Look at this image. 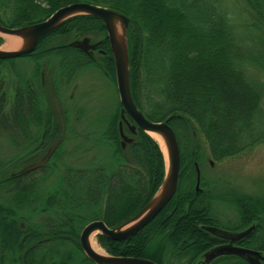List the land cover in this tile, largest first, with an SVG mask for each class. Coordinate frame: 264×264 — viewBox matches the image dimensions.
<instances>
[{
    "label": "trees",
    "instance_id": "16d2710c",
    "mask_svg": "<svg viewBox=\"0 0 264 264\" xmlns=\"http://www.w3.org/2000/svg\"><path fill=\"white\" fill-rule=\"evenodd\" d=\"M234 2L244 9H251L257 16L264 15V0H0V24L9 29L42 22L58 9L75 3L114 10L129 20L131 94L148 119L153 122L169 120L179 143L181 169L176 194L138 233L118 242L97 235L100 245L110 256L147 259L156 264H168L169 259L178 264H199L203 254L217 244L216 238L201 229L216 224L208 213L207 194L194 191L196 161L186 162L183 153L186 143L183 145L180 135L199 131L208 145L211 159L218 161L241 147L242 138L251 128L252 118L258 108H263V86L248 81L244 74L242 64L249 48H244L242 37L234 33L235 25L231 22V16L235 14L231 3ZM71 31L105 33L100 47L107 53L106 61L114 76L106 31L96 17L79 16L65 21L41 38L37 48L52 40L53 35H65ZM208 44L213 46L208 54L218 53L225 65L233 69L231 76L218 72L209 62L197 60L198 52L205 51ZM27 57L32 65L34 60H39L34 54ZM62 57L56 58L59 59V68ZM182 65H186V72L181 70ZM45 73L48 74L47 70ZM26 82L22 92L30 96L34 83L30 79ZM241 88L251 93L250 100L245 96L246 92L236 90ZM3 101L2 94L0 131L9 135L8 128L12 126L6 121L14 122L15 126L30 115V110L28 108L25 116L18 104L11 115H4ZM257 116L260 119V112ZM110 117L107 133L96 131L97 122L92 119H87L91 127L87 123V128L82 127L80 131L68 128L66 133L57 124L50 125L49 118L46 119V131L39 150L61 140L46 165L25 175H9L0 181V212L5 215L0 217L3 232L0 233V264H93L79 244L83 227L92 221H103L108 228L114 229L134 217L151 200L164 178L163 154L153 139L138 129L135 135H130L132 142L122 147L118 125L120 110ZM124 127L122 125V131ZM21 132L28 137L27 140H14L12 149L22 145L24 148L34 139V126L28 130L21 128ZM83 142L97 145L99 154L92 158L94 164L76 166V153ZM67 146L69 150L65 149ZM30 148H25L27 156L21 153L19 158L20 153L15 150L8 160L0 158V168L5 162L10 164L21 160L24 155L25 160L33 161L31 158L36 153ZM90 148L87 145V149ZM0 155H3L2 151ZM64 156L70 162L63 170L60 184L53 186L52 191L43 192L44 188L41 191L40 182ZM122 199L128 200L124 208L118 207ZM27 201H32L33 205L23 211ZM200 202L202 206L196 208ZM32 213L42 216L43 220L31 227L28 220ZM4 220H11L13 232L6 228ZM20 222H24L23 228L18 225ZM246 226L248 224L240 225L237 230ZM211 264L245 263L234 257H221Z\"/></svg>",
    "mask_w": 264,
    "mask_h": 264
},
{
    "label": "rangeland",
    "instance_id": "374dc122",
    "mask_svg": "<svg viewBox=\"0 0 264 264\" xmlns=\"http://www.w3.org/2000/svg\"><path fill=\"white\" fill-rule=\"evenodd\" d=\"M231 4L233 8L238 9V11L234 9L235 14L231 16V22L235 25H233L234 33L242 37L243 47L249 48L242 64L244 74H246L248 81L261 84L264 88V15L257 16L251 9H247L246 7L244 9L240 4L235 2ZM232 9H230V13ZM10 37L18 39L19 44L16 47L9 46L10 44L7 39ZM104 37L105 33L103 31H71L65 35H53L52 40L43 43L40 48L34 51L35 58L39 59L38 61L34 60V65L31 64L32 61L28 57L0 63V96L2 94L4 96V101L1 105L3 114L11 115L13 108H17L19 105L25 111V116L27 115L28 108L30 110V115L25 119L22 118L15 126H13L14 122L6 121L13 129L12 127L8 128L11 133L9 135L5 131H0V152L2 151L3 153V155H0V158H3L5 161L8 160L15 150H18L20 153L18 156H20L21 153L25 154V148L31 149L30 147L34 148V153H36L31 158H34L33 161L25 160V157L28 155L26 153V156L24 155L21 160L10 164L5 162V165L0 168V181L9 175L17 173L23 167L36 162L48 150L49 147L39 150V145L46 131L47 118L50 120V125L57 124L60 130L62 129L65 133L68 128H76L77 130H81L82 127L87 128V119L97 122L95 124L98 127L96 131H106L107 133L110 116H113L116 114V111L120 110L119 124L122 109L119 104L114 76L111 75L110 66L106 61L107 53L102 48H99V51L95 50L91 52V56L89 57L78 48L64 49L70 44L80 42L85 38L89 39L91 45L102 44ZM126 40L128 44V38ZM22 44L21 38L0 34V49L3 51H18L21 49ZM207 46L208 48H205V51L198 52L197 60L209 62L214 65L218 72L231 76L233 69L225 65L224 61L218 57V53L215 55L209 53V55L208 52H211L213 46L209 47V44ZM54 47L60 50L53 49L46 51ZM57 54L61 56H56ZM64 55L66 57H62ZM58 57L63 58L61 60V68H59V59H56ZM79 60H82L84 64L76 62ZM32 67L34 68V72H32ZM185 69L186 65H182L181 70L186 72ZM46 70L48 74H43ZM72 70L74 71L72 72ZM28 79L34 83V91L31 89L33 94L31 93L30 96L27 92H22L26 88V80ZM236 90L243 94L246 92L242 88ZM245 96L249 100L252 98L250 92L245 94ZM242 109V113H245V108ZM257 112H260V119H258ZM257 112L255 117L252 118L251 128L246 136L242 138L241 147L218 161L211 159L208 145L199 131L195 133H193L194 131L192 133L189 132V135H180L183 145L186 143V147L183 148V153L186 154V162L188 160L196 161L194 163L196 174L194 178L196 180L194 191L195 193L200 191L207 194L205 198H207L208 213L212 215L214 224L222 228L232 229L240 225L243 227L247 224L248 226L252 224L250 221L253 217L250 214L255 210V206L249 205L248 201L251 200L252 204H255V197L264 195V123L261 122L262 120L264 122V99L263 108H258ZM126 122L128 126L132 125L128 120ZM88 124L89 126L92 125L90 122ZM33 126L34 139L26 143L24 148V145H22L12 149L11 143H14V140L20 142L26 141L28 138L21 132V128L28 130L29 128H33ZM62 134L64 136V133ZM130 135L129 128L124 127L123 136L128 139L130 138L132 142ZM56 141L60 142L61 140L58 139ZM120 143H122V139H120ZM155 143L164 157L165 154L161 147L157 142ZM87 145L91 146L89 150L87 149ZM21 148L23 149L22 151L19 150ZM65 149L69 150V147L67 146ZM61 151L65 154L64 148ZM76 154V166L86 165L90 162L94 164V161L91 160L95 155L99 154L98 146L83 142L82 147L77 150ZM69 162L70 160L67 156L58 160V166L54 169L52 168L46 179L40 182L41 185L39 187L42 189L41 191H43V188V192L52 191L51 189H54L53 186L60 184L63 179V170ZM197 177L199 178L198 180ZM229 200L231 202H228ZM127 203V199H122L118 207L124 208ZM31 205H33L32 201H27L24 204L23 211L27 210ZM201 206V202L196 204V208H200ZM246 216L251 218L244 219ZM0 217H5V215L0 212ZM29 217L28 222L31 227L34 226L35 222H39L43 218L42 216H34V213L29 215ZM0 221L2 222V220ZM4 221L6 228L13 232L10 226L11 220ZM18 225L21 228L25 226L24 222H20ZM0 233L2 234L3 232L0 230ZM92 239L98 249L108 255L106 250L100 245L97 234H94ZM8 250L16 251L12 248ZM4 253L7 254V251ZM167 262L168 264H178L177 261H171V259Z\"/></svg>",
    "mask_w": 264,
    "mask_h": 264
},
{
    "label": "water",
    "instance_id": "95a60500",
    "mask_svg": "<svg viewBox=\"0 0 264 264\" xmlns=\"http://www.w3.org/2000/svg\"><path fill=\"white\" fill-rule=\"evenodd\" d=\"M79 15L92 16L100 19L107 33L109 49L112 54L115 70L116 89L119 102L128 118L133 122L129 129L132 133L139 129L145 134H154L159 136L165 147V174L163 181L158 188L157 193L148 202V204L138 212L134 217L115 229L108 228L103 221H92L85 225L79 235V244L83 254L93 264H156L147 259H137L130 257H114L104 253L96 252L90 244V237L93 234L101 235L105 240L118 242L125 241L132 237L148 225L156 216L166 207L175 195L178 177L180 173V150L177 138L169 125V120L163 122H153L147 119L137 108L129 87V56L126 41V31L128 28V19L107 8L97 7L88 4H72L57 10L47 20L22 27L19 29H9L0 24V34L5 36H14L21 38L23 44L18 51L0 50V61L17 59L33 53L37 47L38 41L48 33L57 28L64 21ZM99 44L89 45V39L85 38L80 42H74L72 47L79 48L83 51L94 49ZM124 141L130 142L129 139L122 137ZM58 142L49 148L46 154L37 162L23 167L15 175H25L40 169L50 159L54 153ZM198 172V170L196 169ZM198 175V174H197ZM199 178L197 177V180ZM203 229L222 239L238 240L247 235L253 227L238 234L222 232L216 228L203 227ZM236 256L243 259L247 264H260L259 255L255 252L236 249L231 246H218L206 252L203 255L201 264H209L214 259L221 256Z\"/></svg>",
    "mask_w": 264,
    "mask_h": 264
},
{
    "label": "flooded vegetation",
    "instance_id": "af4514ba",
    "mask_svg": "<svg viewBox=\"0 0 264 264\" xmlns=\"http://www.w3.org/2000/svg\"><path fill=\"white\" fill-rule=\"evenodd\" d=\"M68 48L73 49L70 47ZM96 50L99 51V49H96ZM74 70H72V72ZM200 193H201L200 191L196 192V194H200ZM228 202H231V200H229ZM254 202L255 204H252L251 200L248 201L249 205L251 204L252 206H255V210L250 214V216L253 217V219L250 221L252 222V224H250L248 227L237 230V227L236 228L234 227L232 229H226V228H222L218 226L217 224L216 226H213L214 228L221 230L222 232H227L228 235L238 234L253 226V229L247 235L241 237L238 240L222 239L221 237L214 236L212 234L211 236H213L214 238L218 240L217 244L214 247L231 246L236 249H242V250H248V251L255 252L260 256L258 259L260 264H264V195L255 197ZM251 217L246 216L244 219L246 218L248 219ZM226 257H234V256H226ZM234 258L239 259L243 261L245 264H247L243 259H240L237 257H234Z\"/></svg>",
    "mask_w": 264,
    "mask_h": 264
},
{
    "label": "bare ground",
    "instance_id": "6f19581e",
    "mask_svg": "<svg viewBox=\"0 0 264 264\" xmlns=\"http://www.w3.org/2000/svg\"><path fill=\"white\" fill-rule=\"evenodd\" d=\"M7 40L9 41V44H10L9 46H10V47H16V45L19 44V41H18V39H16V38L10 37V38H8ZM110 54H111V52H110ZM111 57H112V54H111ZM112 60H113V58H112ZM80 62H82V60H79V61H78V63H80ZM82 63L84 64V62H82ZM113 68H114V62H113ZM128 69H129V67H128ZM113 70H114V69H113ZM114 82H115V70H114ZM115 84H116V82H115ZM162 122H163V121H162ZM150 136H151L155 141L158 142V144H159V146L161 147L163 153L165 154V147H164V143H163L162 139H161L159 136L154 135V134H150ZM178 145H179V143H178ZM179 150H180V148H179ZM92 236H94V235H92ZM92 236L90 237V244H91L92 249H93L94 251H96V252L102 253V251H100V250L98 249V247L96 246L95 242L93 241Z\"/></svg>",
    "mask_w": 264,
    "mask_h": 264
}]
</instances>
